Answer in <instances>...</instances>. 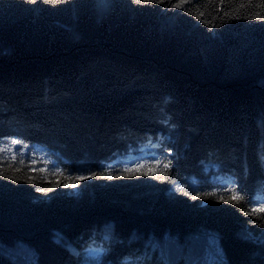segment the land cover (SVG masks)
<instances>
[{"label": "trees", "instance_id": "trees-1", "mask_svg": "<svg viewBox=\"0 0 264 264\" xmlns=\"http://www.w3.org/2000/svg\"><path fill=\"white\" fill-rule=\"evenodd\" d=\"M108 4L0 0V264H264V0Z\"/></svg>", "mask_w": 264, "mask_h": 264}, {"label": "rangeland", "instance_id": "rangeland-1", "mask_svg": "<svg viewBox=\"0 0 264 264\" xmlns=\"http://www.w3.org/2000/svg\"><path fill=\"white\" fill-rule=\"evenodd\" d=\"M97 7H98V12H99L100 16L103 15L109 9L108 0H98ZM8 147L11 149H15L12 146H8ZM21 153L24 155L25 150L23 152L21 151Z\"/></svg>", "mask_w": 264, "mask_h": 264}, {"label": "snow or ice", "instance_id": "snow-or-ice-1", "mask_svg": "<svg viewBox=\"0 0 264 264\" xmlns=\"http://www.w3.org/2000/svg\"><path fill=\"white\" fill-rule=\"evenodd\" d=\"M13 143H17L16 141H13ZM165 167H168V165H165ZM80 179H83L84 177H79ZM195 198V197H193ZM260 211H264V208H261Z\"/></svg>", "mask_w": 264, "mask_h": 264}]
</instances>
